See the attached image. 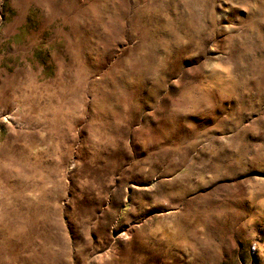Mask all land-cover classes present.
<instances>
[{"label": "rangeland", "instance_id": "1", "mask_svg": "<svg viewBox=\"0 0 264 264\" xmlns=\"http://www.w3.org/2000/svg\"><path fill=\"white\" fill-rule=\"evenodd\" d=\"M0 264H264V0H0Z\"/></svg>", "mask_w": 264, "mask_h": 264}]
</instances>
